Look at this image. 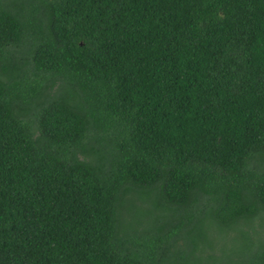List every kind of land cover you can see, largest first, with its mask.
Here are the masks:
<instances>
[{
  "label": "trees",
  "instance_id": "trees-1",
  "mask_svg": "<svg viewBox=\"0 0 264 264\" xmlns=\"http://www.w3.org/2000/svg\"><path fill=\"white\" fill-rule=\"evenodd\" d=\"M256 219L264 0H0V264H234Z\"/></svg>",
  "mask_w": 264,
  "mask_h": 264
},
{
  "label": "rangeland",
  "instance_id": "rangeland-1",
  "mask_svg": "<svg viewBox=\"0 0 264 264\" xmlns=\"http://www.w3.org/2000/svg\"><path fill=\"white\" fill-rule=\"evenodd\" d=\"M133 205L137 211L132 213V216L135 217L137 221H142L141 224H145V219L147 218L144 214V210L147 207V204L139 199L138 196H134ZM244 231V238L242 236L238 237L237 240L233 242L232 239H229L232 236V233L223 235L218 234L213 228L208 229L206 237L210 241V246L203 247L202 255L210 254L214 258L220 259L222 252L229 253L232 250L233 254L231 257L236 261L234 264H246L250 254L255 250L257 243L263 236L264 220L256 219L252 223L246 225ZM177 244H182L181 240H178ZM217 264L222 263L218 261Z\"/></svg>",
  "mask_w": 264,
  "mask_h": 264
}]
</instances>
